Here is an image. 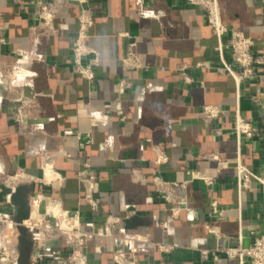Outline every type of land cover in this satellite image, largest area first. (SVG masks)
<instances>
[{"label": "crops", "instance_id": "1", "mask_svg": "<svg viewBox=\"0 0 264 264\" xmlns=\"http://www.w3.org/2000/svg\"><path fill=\"white\" fill-rule=\"evenodd\" d=\"M218 2L223 22L264 54L260 0ZM35 3L0 0V215L14 213L10 196L23 185L29 190L28 219L52 214L56 205L77 213L83 232L102 230L104 236H88L79 247L85 264H113L118 246L142 263L236 264L224 256L202 261L199 249L246 247L264 235V196L254 184L240 192L235 185L238 161L255 173L262 168L264 114L251 97L264 102V76L242 87L237 102L234 81L215 51L214 30L185 0H87L93 20L87 44L97 60L89 85L71 63L78 7L58 11L53 34H31ZM131 46L140 66L124 69ZM9 69L16 73L10 85L35 99L34 126L26 134L7 112L9 82L3 72ZM121 81L128 85L120 87ZM206 104L222 110L213 125L199 118ZM237 104L241 116L260 129L259 136L241 143L232 129ZM65 131L74 134L64 136ZM44 153L52 158L49 174ZM210 154L216 160L206 159ZM86 161L97 176L96 214L77 179ZM15 173L29 178L7 187L5 180ZM155 178L173 189V205L161 199ZM212 201L220 216L212 214ZM109 217L118 221L110 224ZM43 247L50 256L42 264H67L76 245L55 235Z\"/></svg>", "mask_w": 264, "mask_h": 264}, {"label": "built area", "instance_id": "2", "mask_svg": "<svg viewBox=\"0 0 264 264\" xmlns=\"http://www.w3.org/2000/svg\"><path fill=\"white\" fill-rule=\"evenodd\" d=\"M185 2L187 5L198 10L207 25L214 30L217 38L215 51L219 55L223 68L234 81L238 102L242 95L241 88L264 76V54L257 52L253 44L240 31L228 27L223 22L218 0H185ZM260 2L264 7V0H260ZM68 5L78 7V27L71 47V63L75 73L84 79L87 84L91 85L96 78L95 67L97 60L94 51L87 44L89 30L93 24L92 14L87 5V0H36L33 24L30 27V32L33 34L43 31L53 34L55 32L54 19L58 11ZM2 41L0 38V42ZM17 53L19 55L24 54L21 50H18ZM122 66L124 69H134L140 66V61L133 52L132 46L123 58ZM3 76L9 82V98L6 104L7 112L19 132L23 134L29 133L34 126L31 106L35 104V99L25 95L21 89L14 88L10 85V82L16 76L13 69L5 70ZM180 77L185 82H188L184 69L180 70ZM127 85L126 81L120 82V87ZM251 101L256 106L257 111L264 114V102L258 97H251ZM221 114L222 110L219 106L206 104L202 106L198 115L203 123L213 125ZM232 129L238 143L260 135V129L250 120L241 116L238 104L232 116ZM214 133L218 135L219 131L215 130ZM73 134L71 131H65L63 133L64 136H73ZM165 159V157H157V160L164 161ZM206 159L216 160L212 154L208 155ZM260 159L262 168L256 173L252 172L241 161L236 163L235 185L239 192L250 188L254 184L264 196V150L260 153ZM41 160L44 168L51 171V156L44 153L41 156ZM196 177L202 180L207 186L213 184V181L209 178L200 175H196ZM28 178L29 176L26 174L15 173L5 180V184L7 187H12L16 183L28 180ZM77 179L84 187L83 199L85 204L92 214H96L98 211V202L95 198L97 176L88 161L83 164L81 170L77 173ZM154 184L161 199L167 204L173 205L175 203L173 189L162 183L158 178L154 179ZM37 198L39 199V197ZM210 207L214 216H220L221 211L216 201H212ZM171 211L175 215L177 209L172 208ZM12 216L13 214L0 215V264H16L17 262V231ZM117 221V218H108L110 224ZM23 225L33 244L30 257L31 264H42V261L47 256H50V254L45 252L43 247V244L49 236L61 235L69 243L76 245V248L66 258L67 264H85L84 257L79 249L84 244L85 238L94 235L104 236L102 230H98L96 233L92 231L83 232L78 214H70L56 205L53 206L52 214L27 219ZM84 227L91 230L93 225L92 223H87ZM203 227L208 233L218 237V234L207 225L204 224ZM131 242V240L127 239L121 240L122 244ZM159 248L163 251H169L171 249L170 247L162 245ZM199 255L202 261L216 262L221 256H224L228 260L236 261V264H264V235L255 236L253 242L246 247L200 248ZM111 260L113 264H151L138 262L129 258L123 246H118L112 250Z\"/></svg>", "mask_w": 264, "mask_h": 264}, {"label": "water", "instance_id": "3", "mask_svg": "<svg viewBox=\"0 0 264 264\" xmlns=\"http://www.w3.org/2000/svg\"><path fill=\"white\" fill-rule=\"evenodd\" d=\"M29 190L23 185L17 186L10 196V203L14 208L12 220L16 225L17 231V245L16 251L18 254L16 264H31L30 257L33 248V244L28 237L26 228L23 223L28 219L29 202H28ZM221 241L219 244L221 245Z\"/></svg>", "mask_w": 264, "mask_h": 264}, {"label": "bare ground", "instance_id": "4", "mask_svg": "<svg viewBox=\"0 0 264 264\" xmlns=\"http://www.w3.org/2000/svg\"><path fill=\"white\" fill-rule=\"evenodd\" d=\"M46 173L49 174V170H47Z\"/></svg>", "mask_w": 264, "mask_h": 264}]
</instances>
